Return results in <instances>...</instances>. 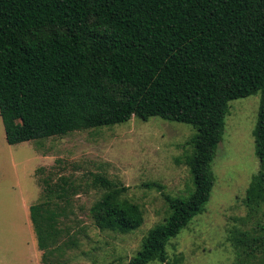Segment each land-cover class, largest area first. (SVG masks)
Returning <instances> with one entry per match:
<instances>
[{
    "label": "trees",
    "instance_id": "obj_1",
    "mask_svg": "<svg viewBox=\"0 0 264 264\" xmlns=\"http://www.w3.org/2000/svg\"><path fill=\"white\" fill-rule=\"evenodd\" d=\"M257 92L261 168L248 189L250 206L264 200V0H0V113L8 143L133 117L196 130L186 159L193 188L164 195L168 216L129 264L166 262L168 241L205 211L229 102ZM51 180L41 181L44 198L31 205L30 219L42 263L61 264L79 243L65 223L76 216L80 184L64 175ZM90 183L105 190L91 208L100 227L128 232L143 222L140 206L124 197L128 187L102 173H92ZM237 241L241 264L264 254L262 233L244 231Z\"/></svg>",
    "mask_w": 264,
    "mask_h": 264
},
{
    "label": "rangeland",
    "instance_id": "obj_2",
    "mask_svg": "<svg viewBox=\"0 0 264 264\" xmlns=\"http://www.w3.org/2000/svg\"><path fill=\"white\" fill-rule=\"evenodd\" d=\"M260 103V92L229 102L206 209L168 241L166 262L149 264H241L239 234L262 233L264 240V200L252 207L247 203L261 168L254 136ZM195 132L182 122L133 117L114 126L10 144L0 113V264H43L30 207L44 198V178L58 183L63 175L80 184L73 195L76 216L65 223L78 233L79 243L61 264H129L148 231L168 216L164 195L192 190L186 159L193 153L188 141ZM92 173L128 187L124 197L143 211L137 228L120 232L96 223L91 208L105 190L92 186ZM248 264H264L263 252Z\"/></svg>",
    "mask_w": 264,
    "mask_h": 264
}]
</instances>
